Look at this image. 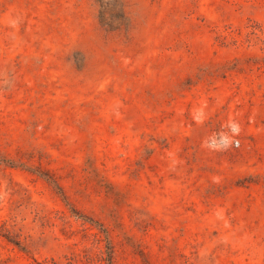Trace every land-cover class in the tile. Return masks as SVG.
Returning <instances> with one entry per match:
<instances>
[{
  "label": "rangeland",
  "instance_id": "374dc122",
  "mask_svg": "<svg viewBox=\"0 0 264 264\" xmlns=\"http://www.w3.org/2000/svg\"><path fill=\"white\" fill-rule=\"evenodd\" d=\"M0 264H264V0H0Z\"/></svg>",
  "mask_w": 264,
  "mask_h": 264
},
{
  "label": "clouds",
  "instance_id": "9594fccd",
  "mask_svg": "<svg viewBox=\"0 0 264 264\" xmlns=\"http://www.w3.org/2000/svg\"><path fill=\"white\" fill-rule=\"evenodd\" d=\"M227 132L216 134L205 141V146L213 151H223L238 146V141L234 139L240 132V125L235 120L230 121L227 125Z\"/></svg>",
  "mask_w": 264,
  "mask_h": 264
}]
</instances>
